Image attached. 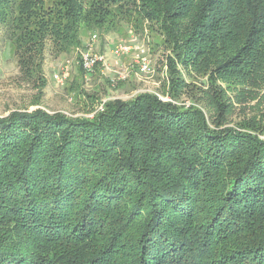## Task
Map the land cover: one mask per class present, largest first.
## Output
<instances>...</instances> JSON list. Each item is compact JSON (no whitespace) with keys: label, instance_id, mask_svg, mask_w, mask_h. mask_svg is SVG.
<instances>
[{"label":"trees","instance_id":"trees-1","mask_svg":"<svg viewBox=\"0 0 264 264\" xmlns=\"http://www.w3.org/2000/svg\"><path fill=\"white\" fill-rule=\"evenodd\" d=\"M144 22L169 51L173 96L188 86L179 66L207 75L196 96L217 116L151 93L102 111L87 95L91 116H0V264H264V117L227 126L211 91L264 89V0H0L36 105L48 42L78 53L83 31Z\"/></svg>","mask_w":264,"mask_h":264},{"label":"rangeland","instance_id":"rangeland-1","mask_svg":"<svg viewBox=\"0 0 264 264\" xmlns=\"http://www.w3.org/2000/svg\"><path fill=\"white\" fill-rule=\"evenodd\" d=\"M93 34H96V40L92 43V49L94 52L107 56L109 70L100 66L96 67L92 73L86 74L78 64L79 53L76 51L67 54L57 53L48 42L45 47L43 66L47 81L40 103L36 105L32 103L36 96V89L31 83L21 79L6 31L0 23V116H5L12 110H32L37 107L48 112L61 111L70 116H91L93 112L87 113L90 105L87 95H95L97 99L94 105L97 107L104 99L105 101L108 99L129 100L140 93L155 94L162 101H170L185 108L195 106L204 112L209 123L217 116V111L206 106L204 101L198 100L196 96H201V91L208 89L207 75L199 76L179 66V76L188 86L179 91L178 98L173 96L175 92L171 84L169 85V70L166 66V55L169 51L156 26H150L149 23L144 22L136 29L132 23H122L118 30L108 33L83 31L81 50L86 47V43ZM132 34L137 42L147 49L150 58L149 72L139 71L138 64L131 54L120 58L110 54L115 44L127 43ZM67 61L70 63L68 75L58 81L55 76L60 77ZM114 70L126 72V78H117ZM178 81H180L179 78H176L174 83ZM218 81L216 85H211V91H215L218 96L219 88H222L226 94L228 100H225V108L228 112L225 114L227 120L225 125L234 126L241 121L243 123L255 121L263 124L264 100L261 101L260 96L264 89L261 91L257 88L252 89L253 93H248L241 88L248 90L251 88L249 86L228 89L226 84Z\"/></svg>","mask_w":264,"mask_h":264},{"label":"built area","instance_id":"built-area-1","mask_svg":"<svg viewBox=\"0 0 264 264\" xmlns=\"http://www.w3.org/2000/svg\"><path fill=\"white\" fill-rule=\"evenodd\" d=\"M131 32V31H130ZM130 40L127 43H117L110 50V54L115 58H120L123 55L131 54L133 55L135 62L138 64L139 71L146 73L150 71V58L147 49L137 42L136 37L132 34ZM96 40V34H93L89 42L86 43V47L78 50L79 53V65L86 74L92 73L96 67L102 66L104 69L109 70L108 58L105 54L94 52L92 49V43ZM70 63L67 64L62 69L61 75L55 76L57 80H62L68 75ZM117 73V78L125 79L126 72L114 70ZM104 100L101 101L96 107V111H102L104 108Z\"/></svg>","mask_w":264,"mask_h":264}]
</instances>
